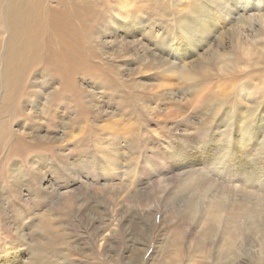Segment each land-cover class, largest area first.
Here are the masks:
<instances>
[{
  "label": "rangeland",
  "instance_id": "rangeland-1",
  "mask_svg": "<svg viewBox=\"0 0 264 264\" xmlns=\"http://www.w3.org/2000/svg\"><path fill=\"white\" fill-rule=\"evenodd\" d=\"M188 2L102 0L105 34L78 30L95 72L70 88L46 65L0 111V264H264V0H220L184 33ZM19 130L47 148L18 154Z\"/></svg>",
  "mask_w": 264,
  "mask_h": 264
},
{
  "label": "bare ground",
  "instance_id": "bare-ground-1",
  "mask_svg": "<svg viewBox=\"0 0 264 264\" xmlns=\"http://www.w3.org/2000/svg\"><path fill=\"white\" fill-rule=\"evenodd\" d=\"M209 1H213V3L210 5L208 3L204 4L202 1L189 0V2L186 4L187 6H185L181 10V11H185V10L188 11L189 12L188 15L182 12L181 15L175 16L177 17V21L175 20L176 22L175 21L174 22L176 23L179 31L185 33L188 28L190 30L189 26L194 21L190 17V13L194 11L205 10L207 9V7L217 8V6L220 3V0H209ZM92 7H94L93 8L94 13L88 14V12ZM120 7L123 6L120 5ZM244 10H246V8H244ZM127 12L129 11L127 10ZM257 14L259 15V18L257 17L259 20L264 18V13H256V15ZM103 15H102V0H0V93H1L0 111L4 112V110L7 109L4 115L3 113H0V116L3 115L2 119L5 118V114L9 111V109H11L12 104L14 103L13 95L18 91V88L22 83V81L25 80L29 81V78L31 77L32 87H33L34 83L36 82L35 77H38L39 75L42 74V73L40 74V71L38 70L41 69L43 72L45 69L44 66L53 63L58 64V66H54L56 74L58 75V77L59 76L64 78L66 77L70 88H76V86H78L76 84V79H77L76 76L86 75V74L91 75L92 73L95 72L94 68L97 69L98 66L93 65L90 62V60H87V52L91 54L93 50L88 41L91 40L93 42H96L97 39L95 37L88 35L89 40L86 42L84 40L85 37L87 38V36L81 35L78 30H81L83 28V30L85 31L90 27L96 26L97 32L94 35L99 37V34L102 33L105 34L106 25H110V23H112L113 17L105 19ZM253 16L254 15H252V17ZM236 19L239 20L240 18L236 17ZM237 23H240L239 24L240 26L245 24V22H242L241 20H239ZM87 24H89V27H87ZM247 25L249 26L251 24L247 22ZM50 36L55 39V42L58 45L55 53L51 51L50 43L48 42L49 40L47 41V38ZM100 45H102L101 42ZM113 53L117 54L118 52H113ZM152 61L154 63L150 62V64L156 66L157 68L163 65V63L160 62L161 59L160 61L156 62L155 58L152 57ZM34 69L38 71L36 75L35 76L31 75V73L30 75H28L29 72ZM163 69L164 68H161V70ZM165 69L171 70V65L170 67L168 66ZM27 75L29 77H26ZM104 76L105 75H101L100 77H104ZM94 77L98 78L97 76ZM96 78H94L92 84L95 83L97 84L98 81H96ZM104 85H105L104 87L106 88L115 89L113 85H109L107 83H105ZM263 88L264 87H261V90ZM261 95L262 94L260 92V96ZM32 104H36V101L33 100ZM67 106L70 108L69 104H67ZM31 109L36 111L37 105H31L29 110L31 111ZM52 109L54 108H48L45 114L50 116L49 112ZM31 114L34 113L32 112ZM56 115L57 114H55L54 112L52 114V118L55 119ZM27 118L29 119L30 117L27 116ZM33 118L36 119L37 114H34ZM30 124L31 126L38 125L35 124L33 120L30 121ZM3 128L4 130L0 132L1 143L5 141V135H11L9 123L5 124ZM243 131L244 129L239 130V134H240L239 137L246 139V137H244L243 135ZM15 137L17 138L18 154L21 153V147L25 151H31L32 147L34 148L36 147V149L38 150L47 148L46 145H44L45 139L44 136L42 135H35L32 134L31 132L29 133L24 130H19V132L15 134ZM49 141L52 142V137L49 139ZM10 156L11 155H5L3 157V160L5 161ZM108 160H115V159H108ZM17 169H18V165L17 164L13 165L11 163L10 181L7 183L8 187L11 190L8 193L15 194L17 192V185L19 181L18 179L20 177V175L16 172ZM227 172L231 173V171H227ZM235 174H240V173H237L235 169ZM199 175L200 174H198V176ZM246 178L249 179V175H247ZM220 181L225 190L229 188L230 192L233 191V188L229 187L230 183H228L226 180L225 181L220 180ZM224 222L227 224L229 223L227 219L224 220ZM15 228L17 229V226ZM228 229L229 227L224 226V234H225L224 240L226 239L228 243H231L232 238L226 233ZM224 253L226 256H229V260L232 258L231 250L226 249Z\"/></svg>",
  "mask_w": 264,
  "mask_h": 264
}]
</instances>
